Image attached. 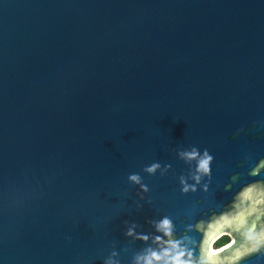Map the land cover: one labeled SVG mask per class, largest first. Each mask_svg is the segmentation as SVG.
I'll return each mask as SVG.
<instances>
[{
	"label": "water",
	"instance_id": "1",
	"mask_svg": "<svg viewBox=\"0 0 264 264\" xmlns=\"http://www.w3.org/2000/svg\"><path fill=\"white\" fill-rule=\"evenodd\" d=\"M164 216L264 264V0H0V264H132Z\"/></svg>",
	"mask_w": 264,
	"mask_h": 264
},
{
	"label": "clouds",
	"instance_id": "2",
	"mask_svg": "<svg viewBox=\"0 0 264 264\" xmlns=\"http://www.w3.org/2000/svg\"><path fill=\"white\" fill-rule=\"evenodd\" d=\"M177 154L180 159L186 162H196V174H194L192 178L197 184L200 183L203 176H207L209 180H211V165L214 161V157L209 154L207 149L201 154L200 150L193 146L190 149L179 150ZM169 168H171L170 164L162 168L160 163L153 162L146 166L143 171L149 175H155L156 172L160 170L163 175ZM128 180L131 184L139 185L144 193L149 191V188L143 183L142 177L139 174H130ZM180 184L184 194H187L189 191H196L195 186L188 184L183 176L180 178ZM204 190L207 191V185H205ZM141 199H143V197H141ZM138 207H142V205ZM149 223L152 224L157 235L149 236L148 234L137 233L136 228L139 227V225L135 223L131 224L126 230L125 234L129 238L142 241L146 244L149 241L155 244V247L148 246L135 252L132 257V264H203L202 259H197L194 256L195 242L192 241V246H189L185 243L188 239L187 237H176L175 225L171 218L164 216L159 220L149 221ZM125 251H127V249H125ZM117 257H119L118 252H111V254L105 258L104 264H120Z\"/></svg>",
	"mask_w": 264,
	"mask_h": 264
},
{
	"label": "trees",
	"instance_id": "3",
	"mask_svg": "<svg viewBox=\"0 0 264 264\" xmlns=\"http://www.w3.org/2000/svg\"><path fill=\"white\" fill-rule=\"evenodd\" d=\"M230 242V238L229 237H223L221 238L217 243H216V249L218 247H222L225 246L226 244H228Z\"/></svg>",
	"mask_w": 264,
	"mask_h": 264
},
{
	"label": "bare ground",
	"instance_id": "4",
	"mask_svg": "<svg viewBox=\"0 0 264 264\" xmlns=\"http://www.w3.org/2000/svg\"><path fill=\"white\" fill-rule=\"evenodd\" d=\"M213 246H214V243H213V245H212V247H211V251H212L213 253H216L217 249H216V248L214 249Z\"/></svg>",
	"mask_w": 264,
	"mask_h": 264
},
{
	"label": "rangeland",
	"instance_id": "5",
	"mask_svg": "<svg viewBox=\"0 0 264 264\" xmlns=\"http://www.w3.org/2000/svg\"><path fill=\"white\" fill-rule=\"evenodd\" d=\"M230 242H231V239H230ZM230 242H229V243H230ZM229 243H228V244H229ZM215 246H216V244L213 246V247H214V249L216 248Z\"/></svg>",
	"mask_w": 264,
	"mask_h": 264
}]
</instances>
